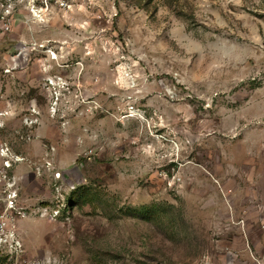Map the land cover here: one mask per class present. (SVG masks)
<instances>
[{"label": "rangeland", "instance_id": "obj_1", "mask_svg": "<svg viewBox=\"0 0 264 264\" xmlns=\"http://www.w3.org/2000/svg\"><path fill=\"white\" fill-rule=\"evenodd\" d=\"M52 3L0 0V264H264V0Z\"/></svg>", "mask_w": 264, "mask_h": 264}, {"label": "built area", "instance_id": "obj_2", "mask_svg": "<svg viewBox=\"0 0 264 264\" xmlns=\"http://www.w3.org/2000/svg\"><path fill=\"white\" fill-rule=\"evenodd\" d=\"M41 1V15L46 16L52 2H55L60 8L67 9L70 6L69 0H40ZM11 22V21H10ZM10 22L5 23V28L10 29ZM52 53L54 51H51ZM136 108L132 106L129 108V115L133 114ZM0 156L3 160V168L0 169V202H5V210L0 212V231L5 232L9 230L10 226H14L17 208L18 191L16 188V180L10 174L14 162L18 155H15L8 146L1 144ZM16 156V157H15ZM14 210V211H13Z\"/></svg>", "mask_w": 264, "mask_h": 264}, {"label": "crops", "instance_id": "obj_3", "mask_svg": "<svg viewBox=\"0 0 264 264\" xmlns=\"http://www.w3.org/2000/svg\"><path fill=\"white\" fill-rule=\"evenodd\" d=\"M262 149L264 150V146ZM261 157L262 156L260 155V158L258 159L257 157H254L253 160L246 159L245 161H239L244 169V171L242 170L239 174V178L242 179L240 183H245L249 187L245 192L246 196H244V202H242L240 206L248 209L247 216H249V218L254 217L258 221H261V223H264V168L263 170L256 169L260 166L259 162L262 161ZM219 181L221 184H225L223 179L220 178ZM253 209L256 214H254Z\"/></svg>", "mask_w": 264, "mask_h": 264}, {"label": "trees", "instance_id": "obj_4", "mask_svg": "<svg viewBox=\"0 0 264 264\" xmlns=\"http://www.w3.org/2000/svg\"><path fill=\"white\" fill-rule=\"evenodd\" d=\"M77 191H78L77 188L72 191L73 193H72V196L69 198V202H72V201H74L76 199V197H77V195H76L77 194Z\"/></svg>", "mask_w": 264, "mask_h": 264}, {"label": "bare ground", "instance_id": "obj_5", "mask_svg": "<svg viewBox=\"0 0 264 264\" xmlns=\"http://www.w3.org/2000/svg\"><path fill=\"white\" fill-rule=\"evenodd\" d=\"M56 58V57H55Z\"/></svg>", "mask_w": 264, "mask_h": 264}]
</instances>
